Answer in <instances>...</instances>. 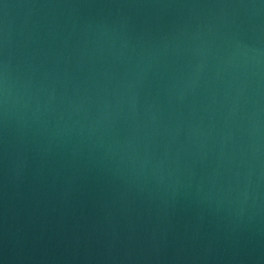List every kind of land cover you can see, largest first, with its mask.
Wrapping results in <instances>:
<instances>
[{
  "label": "water",
  "instance_id": "water-1",
  "mask_svg": "<svg viewBox=\"0 0 264 264\" xmlns=\"http://www.w3.org/2000/svg\"><path fill=\"white\" fill-rule=\"evenodd\" d=\"M0 264H264V0H0Z\"/></svg>",
  "mask_w": 264,
  "mask_h": 264
}]
</instances>
